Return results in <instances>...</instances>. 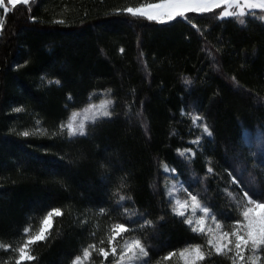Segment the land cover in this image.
Here are the masks:
<instances>
[{
	"label": "trees",
	"instance_id": "trees-1",
	"mask_svg": "<svg viewBox=\"0 0 264 264\" xmlns=\"http://www.w3.org/2000/svg\"><path fill=\"white\" fill-rule=\"evenodd\" d=\"M155 2L0 8V244L10 245L0 248V264H16L24 228L35 234L54 208L61 214L23 264H73L77 255L82 264H111L99 249L110 252L119 223L129 231L116 242L140 238L150 264H186L178 253L196 244L204 253L197 264H232L172 211L164 169L199 193L224 231L240 216L242 191L264 193L263 12L220 20L214 9L160 24L116 11ZM104 97L113 115L69 135L72 113ZM186 149L195 156L178 151Z\"/></svg>",
	"mask_w": 264,
	"mask_h": 264
},
{
	"label": "snow or ice",
	"instance_id": "snow-or-ice-1",
	"mask_svg": "<svg viewBox=\"0 0 264 264\" xmlns=\"http://www.w3.org/2000/svg\"><path fill=\"white\" fill-rule=\"evenodd\" d=\"M7 4H11L15 8L18 4L28 5L29 0H0V8H3L5 13L8 12ZM214 9H221L217 14V18L220 20L244 16L246 10H264V0H157L155 3H149L146 5H141L139 7L128 6L123 9H117V12L123 11L125 13L131 14L133 17H143L148 21H155L160 24H166L170 21H175L177 17H181L184 20H188V13L204 14L213 12ZM238 10V11H237ZM255 15V12L252 13ZM264 20V16L260 17ZM35 20V17L32 18ZM62 22V21H61ZM240 24H245L244 19L239 20ZM195 27V25H193ZM4 29V21L0 19V32ZM123 51V49H121ZM211 55V50H208ZM59 83V81H57ZM186 84H190V80L185 81ZM71 99V97H69ZM113 111L109 110V105H105L102 110L98 112L99 117H111ZM95 119V118H94ZM75 114L67 124V129L69 135L71 136H84L86 135V129L83 123L79 126L74 127ZM63 128L64 125L62 124ZM203 133L207 137H212L213 133L205 123L203 124ZM29 133L24 132L23 135L27 136ZM198 143V141H194ZM181 155L185 152L190 153L195 156V152L192 149L178 150ZM260 151L264 152V143L260 146ZM165 174L169 172H175L174 168L164 169ZM235 171V169H233ZM209 174H214L211 167L208 168ZM243 179L242 173H237ZM231 180L235 184H240V180H237L236 175H232L229 172ZM178 178V177H177ZM184 181H181V187L184 185ZM247 187V185H245ZM187 195V199H174V206L172 211L184 217L188 208H191V215L185 219V223L191 227V231L194 233L204 234L205 231L208 233L207 244L212 246L217 254L227 256L232 264H264V260L259 253L264 252V193L252 191V195L249 191H242L243 198H245V203L240 207V216L229 217L230 220V230L223 231L222 224L217 221L216 213L210 209L207 204H204L199 199V193L193 194L188 191V188H183ZM251 190V189H250ZM177 191L175 185L172 189L166 190V195L170 198L173 193ZM234 198V197H233ZM126 198L124 195H119V200L124 201ZM170 202H173L170 199ZM239 205L240 202L237 201ZM197 210H199L201 215H197ZM261 210L259 215L257 211ZM100 211L103 213L104 209L101 208ZM55 215H60L61 210L59 208L51 209L43 217L40 228L35 234H31L30 228L25 227L23 232L26 237L24 243L16 249L18 252V257L16 264H23L24 261H31L35 259L31 255L30 245L35 244L37 241H42L46 238L47 230L51 227L52 218ZM195 217V219H193ZM211 218L216 224V229L205 228V222L207 218ZM144 224H151V221L147 219L144 220ZM129 231L128 225L124 223L115 224L113 226V234L109 238V243L112 244L111 254L116 258L115 264H150L149 251L145 244L140 238L136 237L129 241H126L123 245L121 251L117 252V246L114 241L116 236L121 232ZM10 245L0 244V248H9ZM95 245H89L83 248V257L88 258L91 254L89 249L94 248ZM251 250V255H245L246 250ZM99 252L103 255L105 259L109 256V251L101 247ZM231 254V255H229ZM174 255L173 252H169L167 256L164 257L167 260L169 257ZM180 255L185 257L186 264H197L199 260L203 259L204 253L201 251V246L188 245L184 249L180 250ZM73 264H82V257L77 255Z\"/></svg>",
	"mask_w": 264,
	"mask_h": 264
},
{
	"label": "rangeland",
	"instance_id": "rangeland-1",
	"mask_svg": "<svg viewBox=\"0 0 264 264\" xmlns=\"http://www.w3.org/2000/svg\"><path fill=\"white\" fill-rule=\"evenodd\" d=\"M144 5H146V4H144ZM141 6V5H140ZM136 7H139V6H136ZM218 10H220L221 11V9H218ZM257 10H259V9H257ZM238 11V10H237ZM251 11H255V10H246V14L248 13V12H251ZM260 11H262L263 13V16H264V10H260ZM239 17H241V16H239ZM105 105H109V110H110V107H111V101L108 99V98H106V97H104V98H102L101 100H99V101H96V102H91L90 104H88L86 107H84V108H82V109H80V110H76V111H74L73 113H72V115H71V117H70V119L69 120H71L72 119V117H73V114H75V120H74V127L75 126H79L81 123H83L84 124V126H85V129H86V126H87V124L88 123H90V122H92V121H94V120H96V119H98V118H100L99 116H98V112L100 111V110H102L103 109V107L105 106ZM95 118V119H94ZM69 122V121H68ZM68 124V123H67ZM67 126V125H66ZM180 180L177 178V175H176V173L175 172H169V173H167V177H166V190H170V189H172L173 188V186L175 185V187H176V189H177V191H175L174 193H173V196L170 198L173 202V206H174V199L175 198H179V199H181V200H183V199H187V195H186V193L184 192V190H183V188H185V186L183 185V187H181V184H180ZM191 208L189 207L188 208V210H187V212L185 213V216H184V218L186 219L189 215H191ZM260 211L261 210H258L257 211V215H259V213H260ZM202 213H200L199 212V210H197V215H201ZM54 216H55V214H54ZM54 216H53V218H54ZM53 218H52V222H53ZM193 219H195V217H193ZM51 226H52V223H51ZM51 228V227H50ZM50 228L47 230V233H48V231L50 230ZM205 228H206V230L208 229V228H212L213 230H215L216 229V224H215V222H213V220L209 217V218H207L206 219V222H205ZM222 230V229H221ZM224 231V230H223ZM123 231H121L117 236H116V239H117V237L122 233ZM205 234H206V236L208 237V233H207V231H205ZM47 235V234H46ZM116 239H115V241H114V243H115V245L117 246V252L119 253L120 251H121V249H122V247H123V245L125 244V242L126 241H129V240H131V239H128V240H126L123 244H118L117 242H116ZM31 246V245H30ZM111 247H112V244H111ZM110 250H111V248H110ZM201 251H202V249H201ZM252 253H251V250L249 249V250H246V252H245V255H246V257L247 256H249V255H251ZM109 255L111 256V259L113 260V262L111 263V264H115V257L111 254V251L109 252ZM178 255H179V257L181 258V260L184 262V263H186L185 262V257H182L181 255H180V252L178 253Z\"/></svg>",
	"mask_w": 264,
	"mask_h": 264
}]
</instances>
